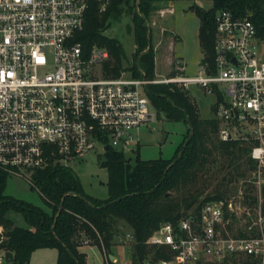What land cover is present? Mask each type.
<instances>
[{"label":"built area","instance_id":"built-area-1","mask_svg":"<svg viewBox=\"0 0 264 264\" xmlns=\"http://www.w3.org/2000/svg\"><path fill=\"white\" fill-rule=\"evenodd\" d=\"M89 1L0 0V169L8 174L68 166L95 146L103 155L106 148L132 154L140 127L154 120L145 86L159 80L123 67L115 74L104 65L105 46L83 50L74 39ZM94 1L102 10L108 0ZM214 16L212 67L202 62L198 75L166 82L196 83L213 95L217 138L249 146L256 202L210 199L173 226L161 223L144 242L168 256L138 264H264V36L247 16L226 9ZM5 251L0 246V264Z\"/></svg>","mask_w":264,"mask_h":264},{"label":"trees","instance_id":"trees-1","mask_svg":"<svg viewBox=\"0 0 264 264\" xmlns=\"http://www.w3.org/2000/svg\"><path fill=\"white\" fill-rule=\"evenodd\" d=\"M188 1H191L188 8L198 18V46L203 55L199 64L205 62L212 67L214 14L218 9L249 17L264 36V0H210L208 8L198 4L199 0ZM106 3L99 10L94 0L89 1L82 27L73 33L74 39L83 50L92 44L105 46L110 58L104 65L114 68L116 74L121 67L120 46L104 30L120 14H127L134 53L126 69L132 77L143 73L145 79H151L154 51L146 17L156 7V0H108ZM170 66L168 77L178 75L173 60ZM145 94L156 113L167 120H182L186 132L170 158L143 159L137 154L106 148L104 155L97 158L98 166L106 170V197L86 194L70 167L58 163L46 165L29 170L28 180L47 206L42 209L5 194L8 173L0 169V246L12 252L11 264H27L30 253L44 247L56 249L55 264H86L82 244H94L107 256L112 253L118 234L126 236L127 233L133 264L149 254L154 258L167 257L164 246H148L145 238L161 223L169 222L173 226L189 211L197 214L203 202L225 196L228 183L243 178L246 171L253 169L254 161L248 157L249 146L237 139H218L215 118L200 117L195 102L177 82L148 83ZM188 130L191 134L181 154L172 161L182 148ZM219 175L211 193L202 194L205 186ZM259 191L264 212V182ZM244 201L253 206L256 197L245 195ZM10 210L20 214L25 226L15 224L7 216ZM121 226L126 228L118 229Z\"/></svg>","mask_w":264,"mask_h":264},{"label":"rangeland","instance_id":"rangeland-1","mask_svg":"<svg viewBox=\"0 0 264 264\" xmlns=\"http://www.w3.org/2000/svg\"><path fill=\"white\" fill-rule=\"evenodd\" d=\"M168 3L171 11L160 14L159 11L166 8ZM190 3L191 1L188 0H156V7L146 17L150 34V45L154 51V68L151 80H159L157 83L167 84L166 79L171 69V60L174 61V65L181 67V69L176 70L178 76L199 74L201 67L199 63L203 55L198 46V18L188 8ZM198 4L208 8L211 6V1L199 0ZM129 25L130 19L128 15L122 13L112 20L104 30L105 34L117 40L120 46L121 67L124 69L131 63L134 53L133 35L131 30H129ZM178 86L183 88L189 97L193 99L200 117L213 116L210 110L214 98L213 95L206 92L202 86L196 83L178 84ZM151 110L154 111V120L147 127H140L138 131L140 132L139 140L131 151L132 155L137 154L143 159H153L155 157L170 158L182 139V135L186 132L185 124L180 119H165L163 115L156 113L152 107ZM99 155H103V153L98 146H95L81 158L69 161L67 165L78 175L86 194L104 198L106 197V170L97 164ZM20 172L22 177L14 173L7 175L4 193L28 201L42 209H47L38 192L28 183L29 170L20 169ZM248 174L246 171L243 178L238 177L237 180L228 183L223 198L232 201L237 199L242 201L245 195H253L255 188L254 184L249 182ZM217 175L215 174L214 176ZM220 175L213 178L211 183L205 186L202 194L211 193ZM219 189L221 190L222 188ZM7 216L11 217L15 224L25 226V222L19 213L10 210ZM124 228L126 226L118 227L120 230H124ZM126 237L118 234L117 239L114 240L112 253H109L115 257L113 264H123V261L130 258L131 246H129V239ZM80 248L86 254V264H105L103 263V254L96 245L82 244ZM55 258V248H36L30 253L27 264H55ZM4 264H11V262H5Z\"/></svg>","mask_w":264,"mask_h":264},{"label":"water","instance_id":"water-1","mask_svg":"<svg viewBox=\"0 0 264 264\" xmlns=\"http://www.w3.org/2000/svg\"><path fill=\"white\" fill-rule=\"evenodd\" d=\"M109 68H110V70H113V68H111V67H109ZM210 110H212V106H210ZM188 131H189L188 136L185 139L184 143L182 144V148L179 150V152L177 153L176 157L172 161H174L181 154V152L183 150V146L185 145V143L187 142V140H188V138H189V136L191 134V131L190 130H188ZM112 257H113L112 254L108 255V259H111ZM4 258H5V262H11V260H12V252L5 251L4 252ZM23 264H25V263H23Z\"/></svg>","mask_w":264,"mask_h":264},{"label":"crops","instance_id":"crops-1","mask_svg":"<svg viewBox=\"0 0 264 264\" xmlns=\"http://www.w3.org/2000/svg\"><path fill=\"white\" fill-rule=\"evenodd\" d=\"M168 1H171V0H168ZM169 3H170V2H169ZM169 3H168V6H170ZM81 250H82V249H81ZM112 256H113V257H112L111 259L115 260L114 255H112ZM85 260H86V254H85Z\"/></svg>","mask_w":264,"mask_h":264}]
</instances>
